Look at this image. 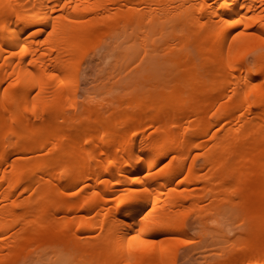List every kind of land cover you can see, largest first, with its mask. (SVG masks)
Returning a JSON list of instances; mask_svg holds the SVG:
<instances>
[{
    "label": "bare ground",
    "instance_id": "obj_1",
    "mask_svg": "<svg viewBox=\"0 0 264 264\" xmlns=\"http://www.w3.org/2000/svg\"><path fill=\"white\" fill-rule=\"evenodd\" d=\"M189 228L264 264V0H0V264H174Z\"/></svg>",
    "mask_w": 264,
    "mask_h": 264
},
{
    "label": "rangeland",
    "instance_id": "obj_2",
    "mask_svg": "<svg viewBox=\"0 0 264 264\" xmlns=\"http://www.w3.org/2000/svg\"><path fill=\"white\" fill-rule=\"evenodd\" d=\"M109 57V56H108ZM107 57V58H108ZM105 59H106V57H104ZM103 58V62H102V65H104L103 63H107L108 61H112L113 59L112 58H114V57H109L108 58V61L106 62L105 61V59ZM136 58V57H135ZM133 59L132 61H131V59H129L128 61H126L127 63L125 64V63H122V64H118V61H119V59H118V61H117V59L115 60L114 59V61L113 62H108V64L110 65H108V64H106L105 66L106 67H110L112 70L110 71V68L108 69V68H106L105 66V68L104 67H102V69L104 70V72H102L103 74V76H102V80L104 79V81H106L107 79H108V83H106L107 85L109 84V82H113L115 79H117V77L116 78H112L113 77V75L114 74H118V70L117 69H119V72L121 73H119V75L118 76H123L124 75V73H127V69H130V67L131 66H134L136 63H134L135 62V60L136 59ZM110 59V60H109ZM116 61H117V63H116ZM131 62V63H130ZM133 62V63H132ZM120 63V62H119ZM116 64H117V66H119V68H117V66H116ZM124 64V65H123ZM129 64V65H128ZM92 65L93 66H88V67H86V70L88 71V69L90 68V70L88 71L89 73L87 74L88 75V77L85 75V77L86 78H84L83 76H80V79H79V82H80V87H81V89H84V88H90L91 87V85L93 84V83H95L94 82V79H95V77H96V72H97V69H93L92 67H95V65H94V63H92ZM122 65V66H121ZM128 65V66H127ZM85 65H83V67H84ZM113 66H114V68H113ZM115 66H116V68H115ZM123 66H124V68H123ZM125 66H127L128 68H125ZM122 67V68H121ZM88 68V69H87ZM121 68V69H120ZM133 68V67H132ZM92 70H94V72L92 71ZM106 70V71H105ZM116 70H117V73H115L116 72ZM93 73H92V72ZM96 71V72H95ZM113 71H115V72H113ZM106 72V76H104V73ZM107 72L109 73V74H107ZM112 72L114 73V74H112ZM92 75V76H91ZM94 75V76H93ZM108 75H109V77H108ZM91 76V78L89 79V77ZM112 76V77H111ZM94 77V78H93ZM104 77H107L106 79L104 78ZM88 78V79H87ZM84 79H86L85 81L86 82H84ZM91 79H93V80H91ZM87 80H91L90 82L88 81L87 82ZM104 81H102V84H104V85H102V91L104 92H107V94L104 92H102V97H105V96H107L108 95V98L110 99L111 97H109L110 95H113L114 94V92L113 93H111V92H108V90H106V88H108V86H110V90H112L111 89V85L110 84H112V83H110L106 88H104L106 85H105V82ZM88 83V84H87ZM90 85V86H89ZM104 86V87H103ZM109 89V88H108ZM109 90V91H110ZM113 91V90H112ZM108 93H110V95L108 94ZM78 97V100H81V97L78 95L77 96ZM107 100H109L107 97H105ZM105 98H103V100L105 99ZM112 98H113V96H112ZM106 100H104V104L105 103H107V102H105ZM235 218H237V216H235ZM232 219H234V218H232ZM232 219L230 220V219H228V220H230V221H226V222H224V226H225V229H227V231H225L226 233L225 234H228L227 236H231L229 239L231 240V241H234V237H237V235H238V233H235V232H232V231H239L238 230V228L240 227V224H241V227H244V226H242V222H241V220L238 218L237 220L238 221H232ZM239 221L241 222V223H239ZM230 222H233V223H230ZM226 223V224H225ZM227 223H230V224H227ZM227 225H229V226H227ZM244 225V224H243ZM226 227H228V228H226ZM240 227V228H241ZM229 228L231 229V231L229 230ZM208 229V228H207ZM242 229V228H241ZM240 229V230H241ZM189 230V232L191 233L192 232V230H194V229H191L190 230V228L188 229ZM196 230H198V229H195L194 231H196ZM209 230H211L210 228H209ZM209 230H207V231H209ZM230 231V232H229ZM229 232V233H228ZM192 233H194V232H192ZM198 233V234H197ZM200 234H201V231H196L195 232V235L194 234H192V235H194L193 236V238H191V240H195L194 242H192L191 244H189V245H185L184 246V244H181V246L183 247L184 246V248L182 249V248H180L179 250H178V253H177V256H176V260L174 259V264H199V263H202V261H203V263L204 262H206V261H210L211 259H213V258H215L217 255L216 254H218L217 253V249L213 246V245H211L210 244V242H211V240H212V233H210V234H208V236H206L205 238L203 237V234L201 235V239H200V241H198L197 239H198V237H200ZM236 234V235H235ZM198 236V237H197ZM232 236H233V238H232ZM196 237H197V239H196ZM212 237V238H211ZM233 239V240H232ZM204 241V242H203ZM203 242V243H202ZM196 246H195V245ZM225 244H228V243H225ZM225 244H223L224 246H226ZM209 245V246H208ZM211 245V246H210ZM180 246V245H179ZM180 246V247H181ZM191 246V247H190ZM198 246V247H197ZM228 246V245H227ZM224 247V248H228V247ZM190 247V248H189ZM214 247V248H213ZM179 248V247H178ZM218 248V247H217ZM214 249H216L215 251H214ZM214 251V254H212L213 253V251ZM218 250H219V252L221 251H223V250H227V249H219L218 248ZM186 251V252H185ZM180 252V253H179ZM188 252H190V253H188ZM195 252V253H194ZM50 253H52L51 255H48V254H50ZM188 253V254H187ZM187 254V255H186ZM190 254H192V255H190ZM55 255V257H53V256ZM213 255H214V257H213ZM216 255V256H215ZM52 257V258H50V257ZM182 256V257H181ZM185 256V257H184ZM188 256V257H187ZM57 257V255H56V253L54 254V252H48V253H45L44 254V256H43V261H41L42 263L41 264H61V261H57L56 258ZM49 258V259H48ZM52 259V260H51ZM204 259H206V260H204ZM46 261V262H45ZM51 261V262H50ZM55 261V262H54ZM44 262V263H43ZM50 262V263H49ZM60 262V263H59ZM64 262V261H63ZM62 262V263H63ZM202 263V264H203ZM205 264H207V262L205 263Z\"/></svg>",
    "mask_w": 264,
    "mask_h": 264
},
{
    "label": "snow or ice",
    "instance_id": "obj_3",
    "mask_svg": "<svg viewBox=\"0 0 264 264\" xmlns=\"http://www.w3.org/2000/svg\"><path fill=\"white\" fill-rule=\"evenodd\" d=\"M237 23H239V22L237 21ZM50 35H51V33H50ZM137 239H138V237H136V236L130 237L129 238V242L131 243L132 241L137 240ZM141 243H143V244H149L150 242L149 241H141ZM185 243H187V242H185Z\"/></svg>",
    "mask_w": 264,
    "mask_h": 264
}]
</instances>
